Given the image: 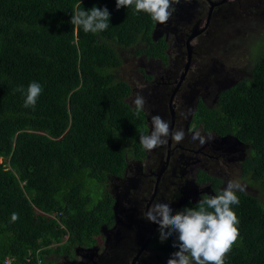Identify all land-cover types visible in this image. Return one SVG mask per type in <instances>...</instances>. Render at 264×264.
I'll return each mask as SVG.
<instances>
[{
    "label": "trees",
    "instance_id": "16d2710c",
    "mask_svg": "<svg viewBox=\"0 0 264 264\" xmlns=\"http://www.w3.org/2000/svg\"><path fill=\"white\" fill-rule=\"evenodd\" d=\"M79 3L85 11L107 8L109 28L92 34L71 25ZM154 27L147 14L117 9L115 0H0V258L21 263L39 250L53 263L47 256L58 244L65 253L96 245L101 228L113 225L106 179L119 178L129 157L143 158L139 136L146 127L144 112L137 116L125 102L119 55L135 49L164 58L165 42L151 38ZM257 39L245 45L237 79L223 84L213 69L209 84L197 82L196 93L211 88L213 100L211 112H197L199 121L246 146L240 178L259 191H236L239 238L225 264H264V39ZM239 40L222 44L219 56L242 46ZM33 81L42 92L35 108H25L24 93L14 90L26 92ZM198 178L212 196L222 190L220 179ZM198 203L181 204L173 214ZM153 238L163 252L175 250L174 236L161 243L157 229Z\"/></svg>",
    "mask_w": 264,
    "mask_h": 264
},
{
    "label": "rangeland",
    "instance_id": "374dc122",
    "mask_svg": "<svg viewBox=\"0 0 264 264\" xmlns=\"http://www.w3.org/2000/svg\"><path fill=\"white\" fill-rule=\"evenodd\" d=\"M173 7L176 10L169 21L163 25L157 24L154 28L159 34L158 38L165 42L164 58H154V63H151L148 58L145 61L142 54L137 55L135 49H127L119 55L121 65L117 74L129 88L125 99L129 107H135L133 101L137 94L146 100L143 110L146 127L143 134L151 131V116L159 115L169 122L171 130H183L185 136L179 143L169 138L167 144L152 151L143 149L142 159L137 161L129 157L125 161L119 178L106 179L107 190L117 205L116 210L126 208L129 213L120 210L121 215L126 217V222L121 226L117 225L108 247L102 246L97 250L92 248L91 251L98 258L108 251L107 248L124 251L130 246V241H136L140 248L152 231L150 222L144 217L152 204L167 203L174 209L185 200L199 202L202 196L212 195L205 188L208 184L199 182L200 175L220 179L223 185L221 189L229 180H234L247 193L259 195L258 190L245 187L240 178V164L245 156L246 146L229 135L217 137L212 131H206L199 121L197 112H211L213 107L211 88L209 91L198 92L205 95V100L197 99L196 91L197 82L201 78H205L209 84V73L213 69L219 71L216 74L221 77L223 84L225 79L229 82L238 78L239 70L246 64L245 45L256 46L257 38L264 39V0H180ZM195 26L197 33L193 32ZM187 39L191 64L186 71ZM234 39H242L239 40L243 41L242 46L234 49L228 47L227 53L219 56L224 54L220 53L222 44L227 46ZM172 93L173 119L168 109ZM194 130L205 136L208 142L201 145L199 140L193 141ZM121 192L131 201L125 206L122 204L123 199H120ZM155 240L156 238L150 239L146 247L156 243ZM63 246L64 243L58 244L55 250L57 254H61L60 248ZM177 250L160 253L145 249L143 254H139L137 263L166 264L171 253ZM87 251L82 248L73 250L70 254L71 262L68 263L84 262L87 260ZM56 253L47 256L55 264L57 261H53V258H56ZM118 256L121 255L116 257ZM61 260H58L60 264ZM103 260L110 264L117 263L113 259Z\"/></svg>",
    "mask_w": 264,
    "mask_h": 264
},
{
    "label": "clouds",
    "instance_id": "9594fccd",
    "mask_svg": "<svg viewBox=\"0 0 264 264\" xmlns=\"http://www.w3.org/2000/svg\"><path fill=\"white\" fill-rule=\"evenodd\" d=\"M116 8L134 7L137 13L143 12L156 24H166L175 12L174 3L180 0H115ZM110 13L107 8L92 7L82 10L79 3L71 16V25L85 33L98 34L109 28ZM142 87V86H141ZM14 91L24 93V107L35 108L42 86L31 82L27 90L18 86ZM137 116L144 110L146 100L137 94L134 101ZM190 111V110H189ZM151 131L139 136V143L146 151L165 145L168 139L181 142L183 130H171L168 121L159 115L151 116ZM118 135V134H117ZM192 140L204 145L208 140L199 131H193ZM243 191L238 181L229 180L226 186L213 196L204 195L195 208H184L173 214L167 203L156 202L144 213L145 219L158 225L159 241L175 237L172 247L178 249L171 253L166 264H225V258L239 238V220L232 210L239 204L236 191ZM12 221L19 219L12 213Z\"/></svg>",
    "mask_w": 264,
    "mask_h": 264
},
{
    "label": "flooded vegetation",
    "instance_id": "af4514ba",
    "mask_svg": "<svg viewBox=\"0 0 264 264\" xmlns=\"http://www.w3.org/2000/svg\"><path fill=\"white\" fill-rule=\"evenodd\" d=\"M209 22L207 21L206 22V25H208ZM156 23H155V27H156ZM154 27V28H155ZM205 29H207L206 27H204ZM194 33H197L198 30L196 29V26L193 30ZM152 34L154 35V38H152ZM151 34V38L154 39V41H157L159 38V34L158 32L154 31L152 32ZM157 37V38H156ZM186 44V55H187V63H186V71L187 69L189 68L191 62H190V56H191V53H190V49H189V41L188 39L186 40L185 42ZM144 57V60L146 61V58L150 59L149 62L151 63H154L153 61L155 60L154 58H151V57H147L145 55H143ZM202 96L203 94H198L196 93V96ZM174 97V94L172 93V95L170 96V99H169V102H168V109H169V112L171 114L172 112V108H171V102H172V99ZM198 99V98H197ZM171 118L173 119V114H171ZM223 187V185L221 186V188ZM205 188H208V192H212L213 191L210 189V186H205ZM120 196L121 198L120 199H123L122 201V204L125 206L127 203H130L131 201L130 200H127V198L125 197V193L124 192H121L120 193ZM208 196H212V195H208ZM112 197V196H111ZM113 201H114V206H113V210H114V221H113V225L109 228L107 227H103L101 228V236H100V239L98 241V243L96 245H93V246H90V247H83V246H76V247H73L71 248L67 254H65V252H62L61 251V254H57L56 253V258L54 257L53 258V261H57V264H60V262H58L59 259H62V264H71V263H68V261H70V254L72 253L73 250L79 248V249H85L88 253L86 255V258L88 260L85 259L84 262H77V263H81V264H110V262L106 263L103 259L107 260V261H110V259H113L114 261H117L116 264H138L137 261H138V257H139V254L140 253H144L145 249H152V250H155L157 252H160V253H170L172 251H169V252H166V251H162L160 250L158 247H157V242L154 243L152 246L148 245L147 246V243L150 239H153L158 227L156 224H153V223H150L151 227H152V231L149 233V235L147 236V238L145 239L144 243L141 244L140 248H138L137 244H136V241H130V246H128L124 251H117V249L115 248V250L113 248H107L108 251L105 253H103V255L98 258V256L96 254H93L94 251H91L92 248H94L93 250H97L99 248H103V247H107L110 245V240L111 238L115 235L116 233V227L117 225L121 226L122 224H124L126 222V217L124 215H121L120 213V210H123L125 211L126 213H129L128 209L126 208H122L120 210H116L117 208V205L115 203V200L113 198ZM185 204L187 203H192V201H183ZM183 202H180L179 205H183L184 203ZM179 205H177V207H179ZM177 207H175L174 209H176ZM133 209V207H131V210ZM173 209V210H174ZM134 221V220H133ZM111 230L113 233H111ZM106 237H108V239H106ZM103 246V247H102ZM130 249H133V250H130ZM176 250V249H175ZM57 255H60V256H57ZM117 255H121V256H118L116 257ZM64 256V257H63ZM66 259V260H65ZM71 262V261H70ZM53 264H55L53 262Z\"/></svg>",
    "mask_w": 264,
    "mask_h": 264
},
{
    "label": "built area",
    "instance_id": "2783aa9c",
    "mask_svg": "<svg viewBox=\"0 0 264 264\" xmlns=\"http://www.w3.org/2000/svg\"><path fill=\"white\" fill-rule=\"evenodd\" d=\"M59 213L56 214L58 216ZM0 264H53L51 262L43 260L42 256L40 255L39 250L35 251L34 253H27L24 260L19 263L15 257L6 256L4 258H0Z\"/></svg>",
    "mask_w": 264,
    "mask_h": 264
}]
</instances>
